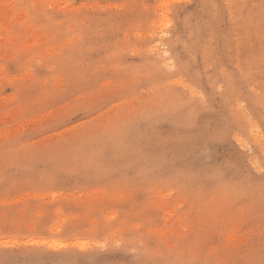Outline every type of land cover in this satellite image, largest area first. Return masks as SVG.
<instances>
[{"label":"rangeland","instance_id":"1","mask_svg":"<svg viewBox=\"0 0 264 264\" xmlns=\"http://www.w3.org/2000/svg\"><path fill=\"white\" fill-rule=\"evenodd\" d=\"M0 264H264V0H0Z\"/></svg>","mask_w":264,"mask_h":264}]
</instances>
